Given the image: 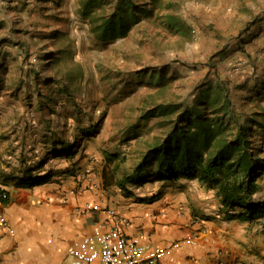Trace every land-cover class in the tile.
<instances>
[{"label": "rangeland", "instance_id": "1", "mask_svg": "<svg viewBox=\"0 0 264 264\" xmlns=\"http://www.w3.org/2000/svg\"><path fill=\"white\" fill-rule=\"evenodd\" d=\"M126 1V34L98 38ZM205 87L228 94L240 123L258 121L252 198L264 201V0H0V179L45 159L34 174L74 191L178 184L126 177L175 116L157 107ZM61 140L72 149L52 151ZM253 222L263 234L264 216Z\"/></svg>", "mask_w": 264, "mask_h": 264}, {"label": "crops", "instance_id": "2", "mask_svg": "<svg viewBox=\"0 0 264 264\" xmlns=\"http://www.w3.org/2000/svg\"><path fill=\"white\" fill-rule=\"evenodd\" d=\"M58 178L31 187L0 179L11 196L9 203L0 202V211L13 227L12 233L0 227V264H71L69 247L105 220L102 209L84 208L90 201L126 216L131 224L123 226L125 234L151 246L196 234L197 243L170 251L159 264H264V233L256 234L262 224L227 220L216 188L198 179L132 186L130 194L113 189L112 195L84 185L74 191Z\"/></svg>", "mask_w": 264, "mask_h": 264}, {"label": "trees", "instance_id": "3", "mask_svg": "<svg viewBox=\"0 0 264 264\" xmlns=\"http://www.w3.org/2000/svg\"><path fill=\"white\" fill-rule=\"evenodd\" d=\"M125 2L120 11L112 12L99 26L98 38L113 39L125 35L131 19L135 20V6ZM125 12L126 15H121ZM133 16V18H132ZM164 115L175 114L167 122L163 139L149 148L126 177L130 183H140L149 178L162 181H177L181 178L194 179L207 187L216 188L221 201V212L227 220H256L264 216V201H255L256 178L261 171H255L258 161V147L253 148L248 136L253 135V117L240 123L227 93L205 87L197 94L192 104L184 102L159 105ZM235 125V127H234ZM264 126V124L262 125ZM52 151L72 149V143L59 141ZM41 159L35 167L25 169L20 176H14L21 187H31L48 179V175H35L45 163ZM263 166V165H262ZM121 187L124 186L119 182ZM0 202L7 204L11 196L7 192ZM130 194L131 191L127 190Z\"/></svg>", "mask_w": 264, "mask_h": 264}, {"label": "built area", "instance_id": "4", "mask_svg": "<svg viewBox=\"0 0 264 264\" xmlns=\"http://www.w3.org/2000/svg\"><path fill=\"white\" fill-rule=\"evenodd\" d=\"M2 197L7 196V190L2 189ZM87 210L102 209L105 220L94 225L92 231L78 239L67 251L71 264H159L160 260L170 251L184 245L197 243L195 233L173 241L166 245L151 246L139 237H129L123 231V226L130 225L126 216L115 208L90 201L84 205ZM0 227L12 233L13 227L9 219L0 211Z\"/></svg>", "mask_w": 264, "mask_h": 264}]
</instances>
